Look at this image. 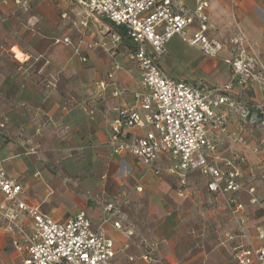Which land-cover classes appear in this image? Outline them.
<instances>
[{"label":"crops","instance_id":"crops-1","mask_svg":"<svg viewBox=\"0 0 264 264\" xmlns=\"http://www.w3.org/2000/svg\"><path fill=\"white\" fill-rule=\"evenodd\" d=\"M179 1L193 6V0ZM63 12L69 17L63 18ZM206 13L205 34L222 44L221 51L208 55L175 35L160 58L172 78L209 87L229 83L227 59L237 53L236 39L264 68V0H210ZM93 23L105 35L116 30L100 18L84 28L67 3L38 0L24 12L13 0H0V160L8 176L22 183V199L58 222L86 210L93 228L115 242L110 264H241L239 254L262 245L264 86L235 87L228 93L230 101L219 108L225 116L222 127H208L218 145L212 159L224 165L235 155L245 158L235 165L242 185L235 197L243 209L234 212L231 194L212 193L208 178L198 171L189 174V194L178 195L175 177L165 171L157 175L131 155H114L108 145L118 109L133 103L140 70L127 58L131 44L121 42L114 55L101 44L109 40L91 30ZM198 29L194 23L189 34ZM57 37H69L72 44L56 43ZM90 42L100 45L89 47ZM115 62L123 69L106 89L100 88L97 82L107 78ZM116 89L122 94L115 96ZM242 105L252 107L250 118L242 116ZM150 129L132 130L128 138ZM170 163V155L163 153L156 166L165 169ZM120 164L131 171L128 179H108L109 169ZM109 204L119 207V213L108 217ZM2 213L0 264H22L14 241L22 242L24 235L8 232ZM118 219L135 234L117 229ZM23 226L31 232L30 219Z\"/></svg>","mask_w":264,"mask_h":264},{"label":"built area","instance_id":"built-area-1","mask_svg":"<svg viewBox=\"0 0 264 264\" xmlns=\"http://www.w3.org/2000/svg\"><path fill=\"white\" fill-rule=\"evenodd\" d=\"M36 1L13 0L24 12H29ZM52 1L69 4L84 28H88L91 21L104 18L124 27L130 38L127 58L137 64L140 79L133 92V103L118 109L113 120L108 141L112 153L138 158L157 175L164 171L172 175L181 196L189 194V174L198 171L208 178V189L212 193L231 194L229 204L235 207L234 212L242 210L243 204L238 203L235 197L242 188L238 180L240 172L235 165L244 162L245 158L235 155L225 160L224 165L212 159L218 145L208 136V127L210 124L216 128L222 127L225 116L220 114L219 108L230 101L228 93L235 87L264 86V68L256 56L249 54L242 39H236L237 53L227 59L231 80L224 86L209 87L175 79L160 65L167 43L175 35L200 47L208 55H218L222 44L205 34L210 0H193V6L179 0ZM62 17L68 18L69 14L63 12ZM194 23L199 24V29L190 35ZM55 42L72 44L69 37H57ZM121 42L119 32L112 30L110 40L101 44L117 55ZM96 45L100 44L88 43L89 47ZM82 59L86 60L85 57ZM121 69L123 65L115 62L107 78L97 82V85L106 89ZM121 94L119 89L114 91L115 96ZM240 108L242 116L248 119L249 110L244 105ZM0 126L4 127V124ZM146 127L151 128L146 134L128 138L130 131ZM163 153L170 155L171 163L165 169H160L156 162ZM141 189L138 187V190ZM0 192L3 194L0 210L6 221L5 229L24 235L22 242L14 241L15 248L22 254V264L111 263L116 254L115 242L104 231L93 228L86 210L79 211L65 222L55 221L39 207L29 205L22 199L23 185L8 176L3 160H0ZM106 212L108 217L116 215L119 207L109 204ZM27 219L31 220L30 233H25L23 228ZM114 225L117 229H124L129 236L135 234L132 228L125 229L120 219ZM259 238L262 245L239 254V263L252 264L256 259L259 264H264V227L259 231ZM145 259H149V256L145 255Z\"/></svg>","mask_w":264,"mask_h":264},{"label":"rangeland","instance_id":"rangeland-1","mask_svg":"<svg viewBox=\"0 0 264 264\" xmlns=\"http://www.w3.org/2000/svg\"><path fill=\"white\" fill-rule=\"evenodd\" d=\"M101 19V21L102 20H107V19H103V18H100ZM91 30H94V31H96L97 32V34H98V38H102V39H108V40H110V34H104V31L103 30H100L99 29V26L97 25V24H92V27H91ZM172 39V38H171ZM170 39V40H171ZM98 40V39H97ZM170 40H169V42H170ZM169 42L167 43V46H168V44H169ZM167 46H166V48H167ZM22 57H24V56H21V58ZM19 103H14V105H18ZM2 106H3V103H2V100H1V98H0V110L2 109ZM0 125H1V121H0ZM1 128H4V127H1L0 126V129ZM88 168V167H87ZM80 174H82V171L80 172ZM131 175V171H128V170H125L124 171V169H123V164H120V165H118V167L116 168V169H113V171L111 170V169H109V171H108V173H107V178L108 179H111V177H114L115 179H121V180H125V179H128V177ZM75 185H76V183H75ZM78 186H81L82 184L81 183H78L77 184ZM173 185H174V188L177 190L178 189V185L175 183V182H173ZM178 191V190H177ZM178 193V192H177ZM179 195V194H178ZM195 195V194H194ZM193 195V196H194ZM196 208H198V207H196ZM196 214L194 213V215L193 216H196V220H194L195 221V223L196 222H198V210H196ZM198 252H200V248L198 247Z\"/></svg>","mask_w":264,"mask_h":264},{"label":"trees","instance_id":"trees-1","mask_svg":"<svg viewBox=\"0 0 264 264\" xmlns=\"http://www.w3.org/2000/svg\"><path fill=\"white\" fill-rule=\"evenodd\" d=\"M108 23H110L111 25H113L114 26V28L119 32V34L121 35V37H122V42H126L127 44H131V42H130V38H129V36L127 35V31H126V29L124 28V27H122V26H117V25H114L112 22H110L109 20H108ZM251 108L252 107H250L249 105H248V107H247V109L249 110V118L252 116V110H251ZM258 115V114H257ZM260 120V119H259ZM260 122L262 123V122H264V120H260ZM264 125V124H263Z\"/></svg>","mask_w":264,"mask_h":264},{"label":"bare ground","instance_id":"bare-ground-1","mask_svg":"<svg viewBox=\"0 0 264 264\" xmlns=\"http://www.w3.org/2000/svg\"><path fill=\"white\" fill-rule=\"evenodd\" d=\"M18 55L21 57V56H23L20 52L18 53Z\"/></svg>","mask_w":264,"mask_h":264}]
</instances>
